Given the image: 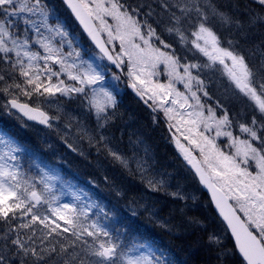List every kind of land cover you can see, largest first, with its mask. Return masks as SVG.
I'll list each match as a JSON object with an SVG mask.
<instances>
[{
	"label": "snow or ice",
	"instance_id": "1",
	"mask_svg": "<svg viewBox=\"0 0 264 264\" xmlns=\"http://www.w3.org/2000/svg\"><path fill=\"white\" fill-rule=\"evenodd\" d=\"M4 2L0 0V3ZM261 4L264 5V0ZM193 5L196 12L204 16L199 0H186L179 7L186 15ZM61 7L67 21L74 27L75 38L45 0H19V9L35 18L24 20L31 26L30 31L26 28L16 34L9 25L0 21V82H5L0 92L5 95L4 106L9 113H15L23 121L35 122L46 130L54 129L68 149L85 158L87 153L82 141H86L89 148L94 147L98 155H106L128 175L140 173V180L151 193L166 191L169 196H177V192L167 187L163 177L144 178L143 174L149 169L147 159L135 153L127 155L109 143L110 127L115 121L118 102L114 90L107 84L104 63L111 70L112 79L118 78L117 71L125 65L111 54L104 38L107 34L116 51L132 61L128 71L130 78L143 83L142 74L155 76L152 69L163 62L164 71L160 73L159 80L152 81L151 86L160 90L158 95L161 99L168 97L174 104L192 108L188 115H194L193 123H199L204 128V132L198 133L203 141L198 147L214 177H226V166L231 165L248 177L247 187L259 183L264 188V90L245 85L225 66L229 83L235 81L237 87L231 95L228 89L219 87L218 94H214L211 81L202 75L203 69L211 73L210 64L205 63L202 69L196 61L181 63L179 57L163 48L152 47L151 37L161 30L176 32L183 43L182 16L173 13L171 20L174 24L156 19L153 27L147 20L140 21L139 15L133 16V13L142 11L143 6L130 7L126 0H61ZM212 11H217L214 6ZM105 15L115 21V28L111 24L104 25ZM36 20H39V25ZM206 20L204 16V19L191 22L192 34L204 42L193 41L194 47L211 60L223 63V57L227 56L234 65L239 63L244 76L250 81L252 72L245 57L237 55L236 50L221 47L218 34ZM97 21L104 31L100 30ZM145 28L147 38L144 37ZM133 36L141 37L144 46L132 43ZM231 43L228 41L229 45ZM205 45H211L217 55L210 56ZM89 49L95 52L94 58L87 55ZM179 68L183 71H177ZM6 78H10L11 83ZM173 79L183 85L184 92L178 91L172 83ZM193 81L196 91H192ZM129 86L135 88V84ZM245 87L248 89L245 99L252 103L253 110L251 116L239 119L230 105ZM13 89H19V92ZM213 95L215 103L205 107L203 101L212 100ZM76 108H80L82 114H77ZM166 111L172 113L174 109L170 107ZM92 120H95L94 125ZM226 142L231 145L230 152L224 151ZM192 143L197 144V141L192 139ZM177 147L184 153V159L192 164L200 182L209 189L212 210L232 244L227 251L235 253L237 264H264V215L248 207L252 202L245 199L247 192L236 186L243 182L238 181L231 186L224 179L210 182L208 173L198 167V162L190 159L191 150L184 149L180 144ZM238 156L244 157V160H238ZM249 160L252 161L250 168L241 166ZM41 173L38 177L9 187L4 181L7 173L0 157V192L6 194L4 204L0 205V225L6 228V233L0 234L3 237L0 264H9L10 257L18 258L19 264H154L147 255L130 256L131 247L121 250V238L114 237L97 217L92 216V210L101 207L96 201L90 200L85 205L81 201V190L64 182L61 183L66 191H57L53 181L59 176L44 168ZM32 179L38 183H33ZM21 187L22 192L18 191ZM217 188L220 191H216ZM116 194L122 195L120 191ZM65 197L70 199L65 201ZM234 197L238 203L234 202ZM17 213L21 220H17ZM148 215L155 219L151 212ZM156 223L161 222L156 220ZM215 239L218 244L221 243L219 237ZM142 246L148 247L147 244ZM12 264H16L15 259Z\"/></svg>",
	"mask_w": 264,
	"mask_h": 264
},
{
	"label": "trees",
	"instance_id": "2",
	"mask_svg": "<svg viewBox=\"0 0 264 264\" xmlns=\"http://www.w3.org/2000/svg\"><path fill=\"white\" fill-rule=\"evenodd\" d=\"M45 2L65 27L73 32L75 38L74 27L67 21L61 1L45 0ZM126 2L130 7L143 6L142 11L133 13V16L139 15L140 21L147 20L149 24H153L156 19H161L162 23L174 24L171 15L174 13L182 16L183 43L176 32L168 33L165 30L152 36L153 40L163 45L171 55L179 57L181 63L196 61L202 69L205 63L209 64V61L193 48L189 39L193 27L191 22L202 19L196 12L195 5L185 15L179 5L186 0H126ZM199 6L207 17L206 23L218 34L220 46L236 50L237 55L245 57L246 64L252 72L248 84L264 90V5L256 0H208V3L199 0ZM212 6L215 7L216 12L212 11ZM161 12L164 13L163 17ZM29 19L35 18L32 16ZM10 27L17 32L16 34L23 32L24 28H28L29 31L31 28L22 21H17L15 26L11 24ZM145 32L147 33L146 28L144 34ZM228 41L232 42L231 45ZM92 54L95 52L87 50V55ZM104 69L111 72L106 62ZM16 75L18 76V73ZM202 75L206 80L211 81V90L214 94H218L219 87L228 89L231 95L237 87L233 82L229 83L228 76L217 63L213 64L211 73L203 69ZM117 77L121 88L114 91L118 106L115 121L110 127L109 143L125 154L130 153V156L132 153L145 155L149 161V169L143 175L155 170L159 178L165 179L167 187L178 193L175 197L169 196L166 191L151 193L140 180V173L128 175L119 164L114 163L106 155L103 153L98 155L94 147L88 146L84 149L87 158L72 152L63 145V142H56L50 145L51 148L49 146L43 150L42 146L39 147V139L31 131L30 124L19 119L15 113H9L5 108L3 92H0V128L19 143L40 152L48 161L58 165L65 179L70 180L100 204L104 213L101 220L114 237L121 238L122 250L128 249L136 241L148 242L152 247L151 261L154 264L161 262L163 264H237L235 253L227 251L232 244L213 212L208 197L200 189L195 177L177 151V144L166 118L161 115V119L150 113L128 92L118 74ZM6 80L11 83L10 78ZM4 83L0 82V87H3ZM13 91L19 92V89ZM245 96H248V90L242 88L230 105L239 119H246L252 114V103L245 99ZM210 103H215V95L212 100L203 101L205 107ZM181 141L187 144L183 138ZM226 149L230 152L231 145ZM25 161L28 164L31 162L28 158H25ZM251 165V162H248L246 168H250ZM25 169L33 171L28 165ZM105 177L108 179L105 180ZM117 191L122 195H117ZM0 205H3V202L0 201ZM149 212L155 219L148 215ZM97 218L100 219V214ZM21 219L22 217L17 213V220ZM156 220L161 223L157 224ZM3 233H6V228L0 225V234ZM217 237L221 240L219 244L215 239ZM0 243H3L2 235H0ZM13 259L19 264L18 258L11 257L9 264H12Z\"/></svg>",
	"mask_w": 264,
	"mask_h": 264
},
{
	"label": "rangeland",
	"instance_id": "3",
	"mask_svg": "<svg viewBox=\"0 0 264 264\" xmlns=\"http://www.w3.org/2000/svg\"><path fill=\"white\" fill-rule=\"evenodd\" d=\"M256 1L261 2V0H256ZM26 18L27 19L32 18V15L19 9V0H5L4 3H0V21H3L6 25L11 26V24H13L15 26L17 21L24 22V20ZM201 18L204 19V16H201ZM39 23H40L39 20H36V24L39 25ZM109 24H111L112 27L115 28V21L110 20L108 18V16L105 15L104 25L106 26ZM97 25H98V27H100L101 31H104V27L100 26L99 21H97ZM24 29H26V28H24ZM24 29H22V30L24 31ZM41 30H43V29H41ZM13 32L17 33L16 31H13ZM144 37L147 38L146 32L144 34ZM104 38L108 42V45L111 48L114 56L118 57L119 62L125 65L124 70H123L125 77L128 80H130L131 82H133L135 84V86H137V88L144 94V97L146 98V100L150 102L152 107L158 113H160V117H162L161 115H163L166 118V121L168 122V124L170 126L171 133L174 136H176L181 143H183V141H181V138H183L186 141L187 144H184V143L183 144L185 145V147L188 150H191V153H193L194 156L205 167V169L207 170V172L211 176L212 180L215 181V180H219V179H224L225 182L229 186L236 184V182H238V181H242L243 183L236 184V186L240 187L243 191L247 192V197L245 199L252 202L248 205V207L251 208L254 212H257V213L264 215V207H261V205H264V188H261L259 186V183H257L254 187H247L248 177H245L239 171L234 170L231 167V165L226 166V172H227L226 177H224V178L214 177L210 173V171L207 169V166L204 163L203 157H202L200 149L198 147L199 144L203 143V141L201 140V137H200V135H198V133L204 132V128L199 123H196V124L193 123L195 120L194 115H192V116L188 115L189 113L192 112V108L188 105L181 107V105L179 103L174 104L172 99L168 98V97L161 99L158 95L160 90L152 88V86H151L152 81L154 79L159 80L160 79V73H162L164 71L163 62L161 61L160 64L157 65L156 68L152 69V71L156 73L155 76H149L148 73H143L142 76H143L144 82L140 83L139 81H136V80H134L128 76V71H129V68H130L132 61L128 57L123 56L121 53H118L116 51L115 46L112 44V42L109 39L107 34H105ZM5 39L7 40V38H5ZM189 39H190V42H191V44L195 50H197V49L194 47L193 41H196L197 43H200V44L204 43L203 41L199 40L198 37H196L194 34H192V31L190 32ZM151 41H152V47H154V48L160 47V48H163L164 50L167 51V49L163 45H160L158 42L153 40L152 37H151ZM131 42L134 43L135 45L139 46V47L144 46V40L138 36H133L131 38ZM205 47L208 49L210 56L217 55V53L214 50H212L211 45H205ZM199 54L204 56L209 61V64L211 66H213L214 63H217L219 66H221L222 70L225 72L226 75H227V73L225 71V66L227 68H230L232 70V72L234 73V75L238 79H240L245 85H248V79L244 76L243 70L241 69L239 63L234 65L233 61L227 56L223 57V63H221V61L211 60L209 58V56H205L201 52H199ZM88 56H92L94 58L95 54L88 55ZM97 63L99 64L100 61H97ZM145 66L150 67V65H145ZM104 70H105V72H108L107 69H104ZM138 70L139 69H137V71ZM177 71L182 72L183 69L179 68V69H177ZM107 75H108V81H107L108 86H110L114 91L120 90L121 84L118 83L119 78L112 79L111 72H108ZM121 82H122V79H121ZM172 83L177 87L178 91H181V92L185 91V89L183 88V85L180 82L173 79ZM233 83L236 85L235 81H233ZM245 89H247V87H245ZM192 91H196V85H195L194 81H193ZM188 95H189V99L191 100V94L188 93ZM170 107L174 109V112L169 113L166 111V109H168ZM75 112L77 114H82V110L80 108H76ZM92 124L93 125L95 124V120H92ZM30 129L35 134V136L39 139L38 145H39V147L42 146L41 148L43 150H44V148H47L50 145L52 146L56 142H58V143L62 142L59 138V135L57 134V132L54 129L46 130L44 128H40V127L32 125V124H30ZM73 131H75V130L73 129ZM62 134H63V130L60 133V135H62ZM212 135L215 136V133L213 132ZM192 139H195L197 141V144H193ZM82 143L84 145V149L86 147H88V144L86 141H82ZM63 145H65V144H63ZM51 146H50V148H51ZM228 146H229V144H227V142H226L225 147H224L225 152H227L226 148ZM205 147H207V145H205ZM194 150H196L197 153L194 152ZM177 151L184 158V154L181 152L180 148L179 149L177 148ZM127 155H130V153H127ZM136 156L147 159V161H148V158L145 155L140 156V155L136 154ZM0 157H2V163L4 166V170L7 173V175L4 176V181L9 187H11L12 185H14V184H16L22 180H27L29 178H35V177L40 176L42 174L41 169L44 168V169H47V170L53 172L54 175L59 176L58 180L53 181L57 191H61V190L66 191V189L63 188V184L61 182L69 184L74 189L81 190L75 184H73L70 180L65 179L63 177L62 173L60 172L58 165H56V164L54 165L53 163L48 161L44 155L40 154V152L34 151L33 149L28 148L27 146L19 143V141L17 139H15L11 135H9L7 132H5L1 128H0ZM23 157H24V159H23ZM25 158L26 159L28 158V160H30L31 162H29V164H28L27 161H25ZM237 159L243 161L244 157L238 156ZM248 162H251V164H252L251 160H249ZM248 162L242 163L241 166L246 168V166L248 165ZM148 163H149V161H148ZM184 164H186V163H184ZM27 165L30 168H32V170H33L32 172L26 171L25 167ZM148 173H150V174L144 175L145 179H147L148 176H154L156 178H159V175L157 174V172L155 170L148 172ZM32 182L38 183L35 179H32ZM18 191L22 192L23 188L21 187L20 189H18ZM224 191L227 192L228 189L224 188ZM257 193H262V195H257ZM5 195H6L5 193L0 192V201L3 202V204L5 202V199H4ZM80 195H81V201L85 205H87L88 201L93 200L83 190L80 191ZM229 195H231V192H229ZM64 199H65V201H67L70 198L65 197ZM233 199H234L235 203L239 202L238 200H236L235 197ZM99 214H100L99 222L105 226V223H103V220H101V218L103 217V214H104L102 206L100 208H95L92 210V216L93 217H97ZM102 239H105V238L102 237ZM144 244H147L148 247L147 248L143 247L142 245H144ZM137 246H139V247H137ZM130 247L133 248V251L128 253L130 256L136 257V256H140L141 254H144V255H147L149 257V259L151 260L152 247L148 242L136 241ZM149 249H151V252H149Z\"/></svg>",
	"mask_w": 264,
	"mask_h": 264
},
{
	"label": "water",
	"instance_id": "4",
	"mask_svg": "<svg viewBox=\"0 0 264 264\" xmlns=\"http://www.w3.org/2000/svg\"><path fill=\"white\" fill-rule=\"evenodd\" d=\"M111 54L113 55L112 51H111ZM114 56V55H113ZM120 75H122V69L118 70L117 71ZM130 84H133L132 82L130 81H127V88L128 90L131 92V94L136 98L138 99L139 101L142 102L143 105L147 106L151 112L155 113L154 109L152 108V106L144 99V96L143 94L138 90V88L135 86V88H132L130 87L129 85ZM31 123H35V122H31ZM36 124V123H35ZM180 144V143H179ZM185 149V148H184ZM187 150V149H186ZM184 154V153H183ZM190 159L193 161V162H198V167L202 168L205 172L206 170L204 169V167L199 163V161H197L191 154H190ZM187 166L188 168L190 169V171L194 174V176L196 177L201 189L203 190V192L206 193V195L208 196L209 200H210V196H209V189L200 182V179H199V176L198 174L196 173L195 169L192 167V164L189 163L187 161ZM207 173V172H206ZM209 176V174H208ZM210 177V176H209ZM211 178V177H210ZM210 182H213L212 179H210ZM216 191H220L219 188L215 189ZM216 214V213H215Z\"/></svg>",
	"mask_w": 264,
	"mask_h": 264
}]
</instances>
